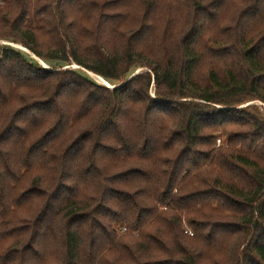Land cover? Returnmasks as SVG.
Here are the masks:
<instances>
[{
  "label": "trees",
  "instance_id": "trees-1",
  "mask_svg": "<svg viewBox=\"0 0 264 264\" xmlns=\"http://www.w3.org/2000/svg\"><path fill=\"white\" fill-rule=\"evenodd\" d=\"M0 40L62 64L0 44V264H264V0H0Z\"/></svg>",
  "mask_w": 264,
  "mask_h": 264
},
{
  "label": "rangeland",
  "instance_id": "rangeland-1",
  "mask_svg": "<svg viewBox=\"0 0 264 264\" xmlns=\"http://www.w3.org/2000/svg\"><path fill=\"white\" fill-rule=\"evenodd\" d=\"M10 44V45H12V46H14L15 48H18V49H21L24 53H25V55L30 59V60H33V61H35V60H37V62H39L44 68H46V69H49V67H50V69H51V66L52 67H57V66H60V65H62V64H60V63H56V62H46L47 64H48V66L49 67H45V65L42 63L43 61L41 60V59H39L38 57H36L32 52H30V50L29 49H27L26 47H23V46H21V45H19V44H13V43H10V42H7V41H3V40H0V44ZM42 61V62H41ZM45 63V62H44ZM45 63V64H46ZM73 68V69H77V70H80L83 74H85V75H87L88 77H90L92 80H94L95 82H97V83H99V84H101V85H105V84H102V83H100V82H98V80H97V78L96 77H99L98 75H96V74H94L93 72H90V71H87L86 69H84V68H80V66L79 65H77V64H75V63H72L70 66H64V68ZM139 70H142V71H145V70H149L148 68H146V67H144V68H139V69H137V71H139ZM109 83V82H108ZM109 87L111 86L112 87V85L109 83V84H107ZM107 85H105V86H107ZM154 86V85H153ZM154 91H153V88H152V94L154 95V93H153ZM252 103H254V104H257L262 110H264V103L262 102V101H258V100H254V101H251V102H249L247 105H249V104H252ZM246 105V104H245ZM221 143V141L219 142V139H218V141H217V144H220ZM187 230H189L187 227H185Z\"/></svg>",
  "mask_w": 264,
  "mask_h": 264
},
{
  "label": "bare ground",
  "instance_id": "bare-ground-1",
  "mask_svg": "<svg viewBox=\"0 0 264 264\" xmlns=\"http://www.w3.org/2000/svg\"><path fill=\"white\" fill-rule=\"evenodd\" d=\"M42 62V61H41ZM44 65H45V67H48V65L47 64H45L44 62H42ZM97 78V80H98V82H100V83H102V84H105V85H107V84H109L107 81H105V80H103L102 78H100V77H96ZM108 86V85H107ZM113 87V86H112Z\"/></svg>",
  "mask_w": 264,
  "mask_h": 264
},
{
  "label": "built area",
  "instance_id": "built-area-1",
  "mask_svg": "<svg viewBox=\"0 0 264 264\" xmlns=\"http://www.w3.org/2000/svg\"><path fill=\"white\" fill-rule=\"evenodd\" d=\"M221 140L219 139V142H220ZM186 232L187 233H189V234H192V232L190 231V230H186Z\"/></svg>",
  "mask_w": 264,
  "mask_h": 264
},
{
  "label": "water",
  "instance_id": "water-1",
  "mask_svg": "<svg viewBox=\"0 0 264 264\" xmlns=\"http://www.w3.org/2000/svg\"><path fill=\"white\" fill-rule=\"evenodd\" d=\"M10 45V44H9ZM142 70H139V71H136V73H139V72H141ZM109 87V86H108ZM111 87V86H110ZM113 87H115V86H113ZM113 87H111V88H113Z\"/></svg>",
  "mask_w": 264,
  "mask_h": 264
}]
</instances>
